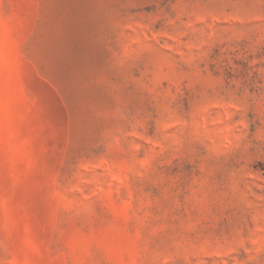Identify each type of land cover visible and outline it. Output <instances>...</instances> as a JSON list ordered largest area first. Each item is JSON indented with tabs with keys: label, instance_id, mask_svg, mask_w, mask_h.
<instances>
[{
	"label": "rangeland",
	"instance_id": "374dc122",
	"mask_svg": "<svg viewBox=\"0 0 264 264\" xmlns=\"http://www.w3.org/2000/svg\"><path fill=\"white\" fill-rule=\"evenodd\" d=\"M0 264H264V0H0Z\"/></svg>",
	"mask_w": 264,
	"mask_h": 264
}]
</instances>
